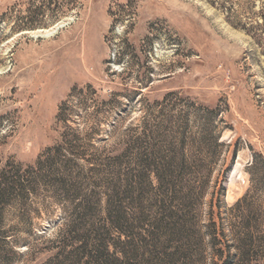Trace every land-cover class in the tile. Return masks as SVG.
Masks as SVG:
<instances>
[{
	"label": "rangeland",
	"instance_id": "obj_1",
	"mask_svg": "<svg viewBox=\"0 0 264 264\" xmlns=\"http://www.w3.org/2000/svg\"><path fill=\"white\" fill-rule=\"evenodd\" d=\"M145 156L198 161V229L235 262L264 225V0H0V264H90V228L113 262L114 184L144 189L128 215L156 211Z\"/></svg>",
	"mask_w": 264,
	"mask_h": 264
},
{
	"label": "trees",
	"instance_id": "obj_2",
	"mask_svg": "<svg viewBox=\"0 0 264 264\" xmlns=\"http://www.w3.org/2000/svg\"><path fill=\"white\" fill-rule=\"evenodd\" d=\"M246 26V31H250ZM135 162L141 168L138 179H145L152 185L150 175H153L157 181L158 188L152 189L155 196L144 195L154 204L155 214L151 219L144 221L139 215H128L123 210L124 201L134 200L132 202L136 204L137 196L143 198L141 196L144 189L133 186V178L124 190L119 188V183L114 184L108 201L109 228L107 232L105 229L103 231L108 233V238L117 235L119 242L118 245L113 244V253L119 257L110 263L107 260L109 256L101 252L105 249L110 253L109 240L99 241L97 246L89 245L86 237L93 231V228H90L82 233L84 239L81 247L85 251L93 247L90 250L94 253H88L91 257L90 264H207L205 235L198 229V205L204 191V177L196 170L199 167L198 161L177 156H145L137 157ZM189 165L191 173L187 172ZM13 188L14 183L0 181V204L6 200ZM244 201L240 200L232 210L241 208ZM255 211V214H258L259 208ZM142 214L141 212L140 215ZM256 217V221H247L248 224L245 223L244 227L242 225L243 231L236 240L238 254L237 259L235 256V262L228 250L224 251L222 247L216 249L219 245L223 246L225 235L219 230L218 224L210 221L206 227L212 251L211 256L208 255L211 259L209 264H264V225L259 214ZM214 218L212 215V220ZM145 221L148 223H144ZM80 231H83L80 221L70 229V233L78 234ZM95 232L97 231L92 233Z\"/></svg>",
	"mask_w": 264,
	"mask_h": 264
}]
</instances>
